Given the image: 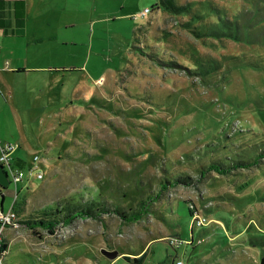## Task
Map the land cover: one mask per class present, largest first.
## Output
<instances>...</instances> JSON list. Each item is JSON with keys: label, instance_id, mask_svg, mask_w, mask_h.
<instances>
[{"label": "rangeland", "instance_id": "1", "mask_svg": "<svg viewBox=\"0 0 264 264\" xmlns=\"http://www.w3.org/2000/svg\"><path fill=\"white\" fill-rule=\"evenodd\" d=\"M158 1L69 0L74 10L65 17L30 22L45 31L35 61L52 71L44 80L38 72L34 81L0 73V140L15 145L12 157L26 171L38 155L44 178L27 175L17 187L11 182L0 201L4 195L8 211L18 198V217L26 221L57 202L90 199L92 190L125 211L142 208L149 193L160 196L133 222L103 212L77 216L53 232L22 222L7 225L3 264H175L174 258L185 264H264V150L258 164L229 174L208 170L202 176L192 165L195 158L187 160L204 148L199 137L221 135L213 139L221 145L256 128L257 140H264V0H241L239 29L247 39L225 40L224 47L242 48L245 68L223 65L227 70L215 76L216 84L205 80L212 77L209 67L198 72L186 65L217 62L222 39L207 32L212 42H202L181 25L187 16L163 10L141 15ZM179 1L209 19L206 2L222 13L225 5ZM5 46L12 50L11 43ZM182 174L191 175V182H169L163 189L168 175ZM189 204L210 223L193 226ZM145 252L142 262L125 257Z\"/></svg>", "mask_w": 264, "mask_h": 264}, {"label": "trees", "instance_id": "2", "mask_svg": "<svg viewBox=\"0 0 264 264\" xmlns=\"http://www.w3.org/2000/svg\"><path fill=\"white\" fill-rule=\"evenodd\" d=\"M212 1H208L206 6V12L209 13V16L202 12L199 8H195L192 3H182L179 0H159L154 6H152L151 10H163L168 14L175 15V16H187L188 19L181 22V25L184 26L186 29L191 30L192 33L201 39L202 42L205 43V40L207 42L211 39H206L205 36H207V32H211L212 34L220 37L222 41L221 43H217L218 48V57H216L217 62L215 61H209V62H201L199 61L196 63L195 61L191 62L189 65H186L188 68L201 72L203 69V66H207L210 69L207 70L208 75H212V77H206L205 80L207 82H213V84H216L215 76L218 74V76H221L219 78H222L224 76V70H227L224 68L223 65H226L227 67L233 68H245L243 66V63L246 62V57H244V52L242 48H232L231 47H224L225 46V40H238L241 42L245 41L247 39L243 38L240 29H239V20H240V4L241 0H224L225 5L224 8H222L223 13L221 10L211 3ZM199 10V11H198ZM152 12V11H151ZM201 12V13H200ZM209 20V21H208ZM243 32V30H242ZM227 37V39H223L224 37ZM224 48V49H222ZM228 51H223V50ZM193 56H196L194 52H192ZM221 56V57H220ZM200 58V57H195ZM248 61H251V58H248ZM225 62V64H223ZM254 62V61H252ZM253 64L257 65L258 67L253 68H261V65L258 62H254ZM249 68V67H246ZM252 68V69H253ZM259 70V69H258ZM214 75V76H213ZM199 127L200 125L197 124ZM196 128V130L200 131V128ZM225 136V135H224ZM240 138H232L233 140H228L225 138L224 142H221V145H219V142L214 141L213 139L220 138L221 135L216 136V134L210 135V137H199L204 140V148L201 147L198 149L195 153H189L188 154V162L190 163V160H193V164L203 176L208 172V170H216L219 173L222 174H229L231 173L233 168H237L239 166H255L258 164V160L256 158L261 156V153L264 150V145H261V142H264L263 138H261L260 141L257 140V131L256 128H248L246 132L240 135ZM259 138V139H260ZM199 140V139H197ZM220 147L219 151H215V146ZM213 147L212 149H210ZM252 157V158H251ZM202 159H206V164H198ZM255 159V160H254ZM197 160V162H195ZM255 164V165H254ZM208 165V167H206ZM12 166L17 167L18 169H24L21 165V162L17 160H13ZM172 168H169V171ZM176 170V168H173ZM178 169V167H177ZM175 172L174 170L170 173ZM176 173V172H175ZM167 180L163 181V189L168 187L169 182L173 184H177L178 182H191V175H178L177 177H173L172 179L169 178V175L167 176ZM7 187H3L0 185V193L3 194V191ZM90 189H96L94 187H91ZM93 195L90 199H85V201H73V202H66L61 203L57 202L53 204L50 207H44L42 214L37 215L34 217V219L29 220H20L19 217L16 221H13V223H24L27 226H29L31 229H36L38 227H43L50 232H53L54 229H56L58 226L64 225L66 226L69 224L73 218H76L77 216L85 217V216H91L94 218H98L103 214V212H116L121 216V218L125 221L133 222L138 219H140L143 215V213H146L143 208L145 204H148L149 200L154 198H157L160 196V192L157 194L149 193L147 194V199H143L141 201L142 208L139 209H129L127 211L122 210V205H120L117 202L109 201V199L101 200L102 193H97L95 190H92ZM123 196H126V194H123ZM76 199V198H75ZM148 200V201H147ZM3 201H4V195H1V201H0V207L3 208ZM106 202H110L111 204L108 207ZM187 202V201H186ZM22 204L20 201L17 200L14 202L13 208L17 215L21 211ZM5 211V210H4ZM198 212V209L194 205L189 204V213L192 217V225L193 223V216ZM206 213V212H205ZM207 216V215H205ZM12 224V223H11ZM10 225V224H9ZM205 226V225H201ZM1 227V223H0ZM174 236V235H173ZM176 239L180 240L182 243L181 238L178 236H174ZM5 238V237H4ZM2 240L0 245V257L4 260L5 252L8 251L9 248V241L5 238ZM193 240V239H192ZM191 241H188L187 244L192 243ZM171 245H174V241H170ZM146 256V252L143 253L139 257L132 258L130 256H125L129 260H133L135 262H142L143 259ZM176 259L174 258L173 261L175 263ZM185 263V262H184ZM264 263V258H263Z\"/></svg>", "mask_w": 264, "mask_h": 264}, {"label": "crops", "instance_id": "3", "mask_svg": "<svg viewBox=\"0 0 264 264\" xmlns=\"http://www.w3.org/2000/svg\"><path fill=\"white\" fill-rule=\"evenodd\" d=\"M68 1L0 0V73L3 71L14 78L29 77L34 81L39 72L42 76L39 79L47 78V72L52 71L48 69L50 66L35 61L37 43L44 40L45 31H38L30 22L33 19H47L51 15L65 17L74 10ZM37 35L41 38H37ZM6 42L11 43V51L6 48ZM39 51V55L46 52Z\"/></svg>", "mask_w": 264, "mask_h": 264}, {"label": "built area", "instance_id": "4", "mask_svg": "<svg viewBox=\"0 0 264 264\" xmlns=\"http://www.w3.org/2000/svg\"><path fill=\"white\" fill-rule=\"evenodd\" d=\"M149 12H151L150 8H146L141 15L145 16ZM15 149V145L8 143V142H3L0 140V164L3 165L5 171L8 174L10 183H14L16 187L19 185L20 182H22L23 178L25 176H30V177H37L40 179L44 178L43 173L40 171V168L38 166L39 163V156L35 155L33 158V163L32 166L28 171L24 169H18L15 166H12L14 158L12 157V152ZM18 219V215L16 211L13 208H10L8 211H4L3 208L0 207V245L2 242V233L5 228V226L13 223V221H16ZM210 219L207 216H204L197 212L193 216V223L197 225H206L210 223ZM174 241V239H172ZM175 242V241H174ZM0 264H3V259L0 257ZM175 264H185L183 259H176Z\"/></svg>", "mask_w": 264, "mask_h": 264}, {"label": "water", "instance_id": "5", "mask_svg": "<svg viewBox=\"0 0 264 264\" xmlns=\"http://www.w3.org/2000/svg\"><path fill=\"white\" fill-rule=\"evenodd\" d=\"M0 185H2L3 187H8L10 185V180L8 177L7 172L5 171L4 167L2 164H0ZM108 255H110L111 257L115 256V253H111V252H106Z\"/></svg>", "mask_w": 264, "mask_h": 264}]
</instances>
